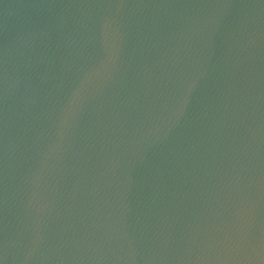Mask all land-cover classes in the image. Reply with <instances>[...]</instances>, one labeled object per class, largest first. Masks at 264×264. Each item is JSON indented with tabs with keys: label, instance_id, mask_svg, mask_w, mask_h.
I'll return each mask as SVG.
<instances>
[{
	"label": "water",
	"instance_id": "1",
	"mask_svg": "<svg viewBox=\"0 0 264 264\" xmlns=\"http://www.w3.org/2000/svg\"><path fill=\"white\" fill-rule=\"evenodd\" d=\"M0 264H264V0H0Z\"/></svg>",
	"mask_w": 264,
	"mask_h": 264
}]
</instances>
